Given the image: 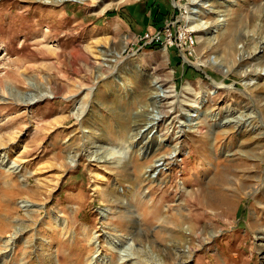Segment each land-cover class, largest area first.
<instances>
[{
	"label": "rangeland",
	"instance_id": "obj_1",
	"mask_svg": "<svg viewBox=\"0 0 264 264\" xmlns=\"http://www.w3.org/2000/svg\"><path fill=\"white\" fill-rule=\"evenodd\" d=\"M95 1L0 0V264H264V0H210L187 63L138 37L192 28L189 0H163L149 25L127 9L149 0ZM153 107L147 153L99 158ZM189 113L199 126L183 133Z\"/></svg>",
	"mask_w": 264,
	"mask_h": 264
},
{
	"label": "bare ground",
	"instance_id": "obj_2",
	"mask_svg": "<svg viewBox=\"0 0 264 264\" xmlns=\"http://www.w3.org/2000/svg\"><path fill=\"white\" fill-rule=\"evenodd\" d=\"M46 1H53V0H46ZM55 1H63V0H55ZM83 1V0H81ZM86 1V0H84ZM95 1V0H94ZM190 1V6H189V15L190 17L188 18L189 20L191 19L192 21H196L197 24L192 26V28H195V26H199L200 30H207L209 27L211 28V23L207 20L204 19L203 14L205 11V13H208L213 7H210V0H206V1H201V0H189ZM96 2V1H95ZM93 5V4H92ZM202 7H205L203 10ZM224 23V19L222 17H220L219 14V18L217 19V24L213 25V31L216 30H222L223 24ZM124 47H126V44L124 43ZM107 53V52H105ZM114 53V52H113ZM117 55H115L114 57L112 56H108V54H106L105 56V63L108 65H112L115 66L116 63H118V61L120 62V59L122 58V51L116 53ZM113 55V54H112ZM104 56V55H103ZM210 62H212L214 65L218 64V58L216 55H214L211 59ZM119 64V63H118ZM221 67H223L222 65H220ZM121 81V80H120ZM152 88L154 89L152 91V99L157 101H160L162 99V96L164 94V87H163V83H159L158 80L153 79L152 81ZM121 84L123 86H127L128 88H132L133 86L130 85L126 82V80H122ZM134 85V84H133ZM150 94V93H149ZM207 98H204V101H206ZM158 105V104H157ZM151 110L153 111V114L149 117V121H147L146 125L144 128H139L138 131H136L134 136H130V141H129V145H115V144H111L109 146H107L106 149V153L99 156V158H103L108 160L109 163L114 164L116 166H122L123 164H126L127 161H129V159L132 156V147H136V145H138L137 150L140 151L141 153L146 152L147 153V149H146V144L147 142H144L142 145L139 146V143L146 139V138H151L152 135L157 133V127L159 126L160 121L163 118V115L160 113L159 110H157L156 108H151ZM196 113H189L187 114L186 117V121L183 124V128H182V132L184 133L186 130H193L194 128L199 126L198 122H195L193 119V116ZM200 112L197 113V115H199ZM87 133V135H89L90 129H86L85 131ZM154 133V134H153ZM160 134H158L156 137H159ZM161 137V136H160ZM138 140V141H137ZM141 140V141H139ZM168 140L167 137H162L159 141V144L162 142H166ZM180 147L178 146V144L174 145V151L171 154V156L173 157L174 155H176L179 152ZM130 155V157H129ZM129 157V158H128ZM165 155L160 157L155 164H151L152 166L148 167V169H146L145 173L148 176L153 177L154 179H156V176L158 174L159 168L161 163L163 164L166 160ZM151 168L154 169V171H151ZM18 195V194H16ZM108 242L110 243L111 247L113 250H120V254L121 256H131L134 254L133 251V245L131 243V241H128L125 244H121L122 240L116 241L115 238H113L112 236H108ZM96 245H98L97 241L95 242Z\"/></svg>",
	"mask_w": 264,
	"mask_h": 264
},
{
	"label": "built area",
	"instance_id": "obj_3",
	"mask_svg": "<svg viewBox=\"0 0 264 264\" xmlns=\"http://www.w3.org/2000/svg\"><path fill=\"white\" fill-rule=\"evenodd\" d=\"M143 46L161 45L167 49H176L184 61H190L197 53L198 31L187 24L168 23L163 28L148 30L138 37Z\"/></svg>",
	"mask_w": 264,
	"mask_h": 264
},
{
	"label": "trees",
	"instance_id": "obj_4",
	"mask_svg": "<svg viewBox=\"0 0 264 264\" xmlns=\"http://www.w3.org/2000/svg\"><path fill=\"white\" fill-rule=\"evenodd\" d=\"M129 12L134 15V12L138 17H140L142 24L148 20V25L150 22H156L157 18L165 19L169 14L170 7L163 0H149L144 3H137L135 6L131 5L127 7ZM150 12V15H148ZM150 18V19H149ZM149 30V29H148ZM187 76H190L189 71H195V68L191 65L186 67Z\"/></svg>",
	"mask_w": 264,
	"mask_h": 264
},
{
	"label": "water",
	"instance_id": "obj_5",
	"mask_svg": "<svg viewBox=\"0 0 264 264\" xmlns=\"http://www.w3.org/2000/svg\"><path fill=\"white\" fill-rule=\"evenodd\" d=\"M130 241V240H129Z\"/></svg>",
	"mask_w": 264,
	"mask_h": 264
}]
</instances>
